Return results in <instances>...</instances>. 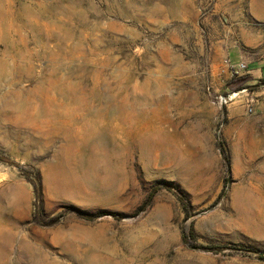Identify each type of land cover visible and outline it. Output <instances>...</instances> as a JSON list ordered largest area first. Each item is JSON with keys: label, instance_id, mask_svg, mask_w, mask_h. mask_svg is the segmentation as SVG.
Wrapping results in <instances>:
<instances>
[{"label": "rangeland", "instance_id": "rangeland-1", "mask_svg": "<svg viewBox=\"0 0 264 264\" xmlns=\"http://www.w3.org/2000/svg\"><path fill=\"white\" fill-rule=\"evenodd\" d=\"M260 68L264 0H0V264H264Z\"/></svg>", "mask_w": 264, "mask_h": 264}, {"label": "trees", "instance_id": "trees-1", "mask_svg": "<svg viewBox=\"0 0 264 264\" xmlns=\"http://www.w3.org/2000/svg\"><path fill=\"white\" fill-rule=\"evenodd\" d=\"M240 79H235L234 82H238ZM243 79H241L242 81ZM223 158H224V164L226 167V171L229 172L231 170V157L230 154L228 152V150L226 149L225 145L223 143L219 144ZM33 185H34V190H35V196H36V213H35V217L36 220L39 218L40 216V212L42 211V198H43V189H42V183L40 180V177L38 176L36 181H33ZM153 196V194L151 195V197ZM150 197V199H151ZM181 203L182 206L186 212L187 215H190V203H188L187 200H185L184 198H181ZM105 213V212H104ZM82 216L84 218H88L89 214L82 212ZM96 216V215H94ZM194 238V231L193 229H190V231H188L187 235H185L184 240L186 242L188 241V238ZM191 245L197 247L198 249H205V250H217V249H223V248H235V249H239V250H244L246 252H254V253H258V251L254 248H250L247 247L245 245H237V244H233V245H225V246H218V247H206V246H197L195 243L190 242ZM259 258L264 260V256L259 255Z\"/></svg>", "mask_w": 264, "mask_h": 264}, {"label": "built area", "instance_id": "built-area-1", "mask_svg": "<svg viewBox=\"0 0 264 264\" xmlns=\"http://www.w3.org/2000/svg\"><path fill=\"white\" fill-rule=\"evenodd\" d=\"M227 68L231 70V73L233 74H237L239 71H244L247 69V65L246 64H239L237 66L230 64L229 62H227ZM235 97V95H229V96H219L218 97V102L220 105L222 106H226L228 105V103ZM248 111L252 112L253 108L251 106L248 107Z\"/></svg>", "mask_w": 264, "mask_h": 264}, {"label": "crops", "instance_id": "crops-1", "mask_svg": "<svg viewBox=\"0 0 264 264\" xmlns=\"http://www.w3.org/2000/svg\"><path fill=\"white\" fill-rule=\"evenodd\" d=\"M250 74L251 75H254L255 77H258V78H260V77H264V69L262 68H260V69H253L252 70V73H251V71H250Z\"/></svg>", "mask_w": 264, "mask_h": 264}]
</instances>
